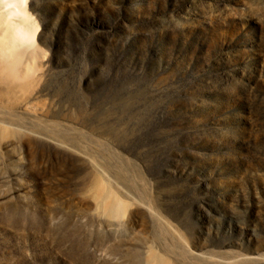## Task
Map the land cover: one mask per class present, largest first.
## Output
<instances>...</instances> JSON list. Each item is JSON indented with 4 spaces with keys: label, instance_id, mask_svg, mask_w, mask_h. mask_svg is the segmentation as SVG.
Masks as SVG:
<instances>
[{
    "label": "rangeland",
    "instance_id": "374dc122",
    "mask_svg": "<svg viewBox=\"0 0 264 264\" xmlns=\"http://www.w3.org/2000/svg\"><path fill=\"white\" fill-rule=\"evenodd\" d=\"M20 9L36 74L23 102L0 75V264H264V0Z\"/></svg>",
    "mask_w": 264,
    "mask_h": 264
},
{
    "label": "bare ground",
    "instance_id": "6f19581e",
    "mask_svg": "<svg viewBox=\"0 0 264 264\" xmlns=\"http://www.w3.org/2000/svg\"><path fill=\"white\" fill-rule=\"evenodd\" d=\"M23 0H0V75L8 76V89L11 98L7 100L21 101L22 92L32 85L29 80L35 77L36 71L25 64L26 57L35 55L34 35L31 34L33 24L25 10L20 9ZM25 65V66H24ZM22 66V67H21ZM23 105V103H18ZM97 186L98 207L113 218L121 216L126 208L125 203L107 185L94 178ZM148 264H169L157 254H151Z\"/></svg>",
    "mask_w": 264,
    "mask_h": 264
}]
</instances>
